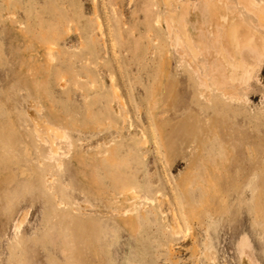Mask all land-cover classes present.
I'll list each match as a JSON object with an SVG mask.
<instances>
[{
  "label": "rangeland",
  "instance_id": "obj_1",
  "mask_svg": "<svg viewBox=\"0 0 264 264\" xmlns=\"http://www.w3.org/2000/svg\"><path fill=\"white\" fill-rule=\"evenodd\" d=\"M204 2L0 0V264H264V49L218 90Z\"/></svg>",
  "mask_w": 264,
  "mask_h": 264
},
{
  "label": "bare ground",
  "instance_id": "obj_2",
  "mask_svg": "<svg viewBox=\"0 0 264 264\" xmlns=\"http://www.w3.org/2000/svg\"><path fill=\"white\" fill-rule=\"evenodd\" d=\"M165 3L167 5H169L170 3V0H164ZM183 1V0H182ZM227 1V0H226ZM230 1V0H228ZM247 1V0H246ZM245 1V2H246ZM181 2V0H180ZM264 2V1H263ZM262 2V3H263ZM187 3V2H186ZM204 7L206 6V10L208 12V20H206L208 23H209V27H208V32H209V35L208 37L207 36H203V35H199L198 36H195L192 40L193 42L195 43V46H197L196 49H198L200 52L202 53H199V54H202L203 56H207V52H209L208 54L209 55H214V57H216V61H215V65H216V68H214V71L212 73V75H207V80L208 78L210 79L209 82H211L212 85H214L218 90L220 91H223V93L226 95V94H233V91L232 92H229L228 90L230 89L229 86L230 84L229 83H232V81L234 80L231 79V81H229V71L231 70L233 72V70H235V66L238 65V62H237V58H241L243 57V59H245L244 57L248 56L250 57V59L252 57H255L256 56V61L260 59L257 57V55H259L261 53V50L263 51L264 49V43H262L261 39L257 36H255L254 33H252L250 29H248L247 27H245V25L242 23V22H247L248 20H250V18H253V19H257V18H263L264 19V12L261 10V7L259 5V12L257 13L255 10H253L256 6H254V8L252 7V5H250L251 7L248 6V20L246 19V21H244L245 19H242L244 17H242L243 15H241V20L237 17V16H240V15H235V14H228L224 8L222 7V3L220 4L219 1L217 0H205L204 2ZM226 4V3H225ZM183 5V4H182ZM203 6V4H202ZM228 6V5H227ZM226 6V7H227ZM240 6V5H239ZM168 7V10H169V16H168V19H167V24H168V27L170 30H173L174 27H176L177 25V30H179V32H182L183 35H180L181 38L182 36H186V40L190 42V37L192 38V35H191V32L187 34H185V32L182 31L183 27L182 25L179 24L178 20L179 19V15L176 14V12H174L173 10H176V9H171L170 6H167ZM203 8V7H202ZM202 8H200L202 10ZM230 9L232 8L231 5L230 7L228 6L227 9ZM246 8V7H245ZM253 8V9H252ZM188 9V6L187 5H184L183 6V11L187 13V10ZM193 9V8H192ZM205 9V8H203ZM234 9V8H233ZM237 9V8H235ZM196 10V9H195ZM199 10V9H198ZM257 10V8H256ZM190 11H192L190 9ZM203 13H205L204 10H202ZM228 11V10H227ZM238 11V10H237ZM178 12V10H177ZM180 12V11H179ZM201 12V11H200ZM189 15L191 12H188ZM193 13V12H192ZM196 13V11H195ZM235 13V12H234ZM197 14V13H196ZM240 14H242L240 12ZM194 16V15H193ZM192 16V17H193ZM201 16V15H199ZM187 19V18H186ZM193 19V18H192ZM198 19H200V17H198ZM207 19V18H206ZM177 20V21H176ZM194 20V19H193ZM187 21H189V19H187ZM199 21V20H197ZM263 21V20H262ZM185 22V20H184ZM249 22V21H248ZM247 22V23H248ZM189 22H187L188 24ZM250 23H251V20H250ZM185 24V23H184ZM195 24V21L194 23ZM258 24V23H257ZM260 24V22H259ZM248 25V24H247ZM197 26V25H196ZM249 26H251L249 24ZM253 26V25H252ZM257 26V25H256ZM256 26H254L255 28H252V29H256ZM264 26V25H263ZM187 27V26H186ZM258 27V26H257ZM193 28V26H192ZM206 28V27H205ZM188 29V28H187ZM191 29V28H190ZM198 29V28H197ZM263 29V28H261ZM175 30V28H174ZM201 30V29H200ZM199 30V32H200ZM256 30H259V29H256ZM206 31V30H205ZM260 31V30H259ZM187 32V31H186ZM196 32V31H194ZM256 32V31H255ZM263 32V30H262ZM173 33V31H172ZM193 33V32H192ZM257 33V32H256ZM261 33V32H259ZM261 34H264V33H261ZM174 36V35H173ZM179 36V37H180ZM190 36V37H189ZM203 36V37H202ZM259 36V35H258ZM178 36L176 37V39L179 38ZM184 39V38H183ZM185 40V39H184ZM185 40V41H186ZM186 41V42H187ZM192 42V41H191ZM188 47L189 44L185 43ZM184 44V45H185ZM181 48V47H180ZM192 48V47H191ZM213 49L214 53L210 50V49ZM194 49V48H192ZM210 50V51H209ZM196 52V50H194ZM198 52V51H197ZM192 53H193V50H192ZM208 55V56H209ZM49 56L52 57V53L49 52ZM199 56V55H198ZM262 57L260 58H264V55L262 53V55H260ZM197 57V56H196ZM211 57V56H210ZM207 59V58H206ZM209 59V58H208ZM254 59V58H253ZM242 60V59H241ZM244 61V60H242ZM247 61V60H246ZM245 61V62H246ZM211 62V61H210ZM244 62V63H245ZM255 62V61H254ZM192 63V61H191ZM194 63V62H193ZM257 63V62H256ZM255 63V64H256ZM246 64H248V61L246 62ZM250 64V63H249ZM193 65V64H192ZM204 65V64H203ZM212 65V68L215 66ZM244 65V64H243ZM251 65V64H250ZM249 65V66H250ZM206 66V64H205ZM254 66V65H253ZM247 67V65H245V68ZM204 68V67H203ZM210 68V69H212ZM245 68H243L242 70H244ZM206 69V68H205ZM238 69V67H237ZM213 70V69H212ZM241 70V71H242ZM206 71V70H205ZM230 71V72H231ZM236 71V70H235ZM240 71V72H241ZM245 72L247 70H244ZM239 72V71H238ZM248 72V71H247ZM250 72V71H249ZM199 73V72H198ZM207 73V71H206ZM235 73V72H234ZM233 73V74H234ZM210 74V72H209ZM241 74H243L241 72ZM235 75L238 76L237 73H235ZM234 75V76H235ZM236 76V77H237ZM233 77V76H232ZM235 77V78H236ZM240 77V76H239ZM206 78V76H205ZM203 79V78H202ZM238 79V78H237ZM243 79V78H241ZM245 79V78H244ZM247 80V79H245ZM202 81V80H201ZM206 81V80H204ZM235 82V81H233ZM239 83V82H238ZM234 84H237V82H235ZM245 84V83H244ZM247 84V83H246ZM207 85V84H206ZM208 85L210 86V84L208 83ZM232 85V84H231ZM235 87V86H234ZM229 88V89H228ZM207 90V89H206ZM231 91V90H230ZM236 94V93H235ZM31 117L33 118V120H37V117L36 115H31ZM38 121L40 122L41 120L38 118ZM37 121V122H38ZM36 122V123H37ZM42 122V121H41ZM45 122V121H44ZM35 123V122H34ZM35 123V126H36V131L39 133V136L42 138V139H45L44 138V135L42 134V132H47V134L49 135V145H50V155L51 157H54L55 154L57 155L59 153V150L58 148H56L55 146V140L52 138L53 136H51L52 133H55L57 135V132H59L60 130L59 127H55V129H53V131H49L48 128L45 129V126H44V129L43 128H40L39 127V124H36ZM48 124V123H47ZM58 128V129H56Z\"/></svg>",
  "mask_w": 264,
  "mask_h": 264
}]
</instances>
